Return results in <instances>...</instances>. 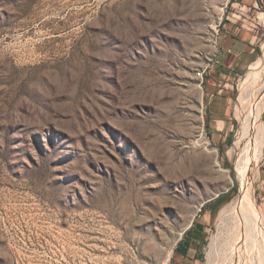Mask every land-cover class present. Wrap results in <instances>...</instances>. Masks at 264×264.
I'll return each mask as SVG.
<instances>
[{"label": "rangeland", "instance_id": "374dc122", "mask_svg": "<svg viewBox=\"0 0 264 264\" xmlns=\"http://www.w3.org/2000/svg\"><path fill=\"white\" fill-rule=\"evenodd\" d=\"M234 14L264 61V4L0 0V264H175L184 238L200 264H264V154H242L264 65L235 77L225 146L197 75Z\"/></svg>", "mask_w": 264, "mask_h": 264}, {"label": "crops", "instance_id": "0c3cea01", "mask_svg": "<svg viewBox=\"0 0 264 264\" xmlns=\"http://www.w3.org/2000/svg\"><path fill=\"white\" fill-rule=\"evenodd\" d=\"M244 7L252 11L264 4V0H241ZM240 5L234 2L233 6ZM263 15L260 20L263 22ZM234 17L227 19L220 25L217 36V52L210 71L207 72L206 100L207 116L213 139L219 141L222 146L232 140L234 120L232 117V98L235 77L248 71L258 58L261 47V35L258 25L250 23L249 26L239 23ZM228 194L222 196L225 200ZM224 200L216 198L210 202L208 215L205 222L212 217L213 213L220 209ZM203 228L198 222L191 226L193 241L200 238ZM190 230V232H191ZM189 245V246H188ZM193 249L186 239H182L175 251V264H200L197 256L192 253Z\"/></svg>", "mask_w": 264, "mask_h": 264}, {"label": "bare ground", "instance_id": "6f19581e", "mask_svg": "<svg viewBox=\"0 0 264 264\" xmlns=\"http://www.w3.org/2000/svg\"><path fill=\"white\" fill-rule=\"evenodd\" d=\"M263 65H264V61L263 60H260L259 62H257V63H255V64H253V66H252V69L255 71V70H257V69H260L261 67H263ZM263 70V69H262ZM257 73V72H256ZM247 80H249V79H247ZM254 81V80H253ZM257 93V92H256ZM255 93V94H256ZM260 94H261V92H260ZM246 98H249L248 97V95H246ZM250 99V98H249ZM249 99H248V102H249ZM248 102H247V104H248ZM255 104V103H254ZM262 104H263V106H262ZM250 107V106H249ZM258 109H257V112H256V114H254V112H253V114H254V120H253V122L252 123H257V128L255 129L254 128V130L256 131H253V132H255L256 133V138H255V142L253 143V141H252V143L251 144H253V145H251L250 144V142H251V140H250V142H248L250 145H247L246 144V138H244V140H243V146H245L244 147V149H242V154H244L245 156H248L249 158H250V160L251 159H258V158H260V157H262L263 156V154H264V121H263V119H262V115L264 114V111H263V109H264V92L262 91V94H261V97L259 98V100H258ZM251 108H252V106H251ZM255 108V107H254ZM248 115V114H247ZM250 115H251V113H250ZM249 115V116H250ZM253 116V115H252ZM251 117V116H250ZM246 118V117H245ZM251 121V120H250ZM246 126V125H245ZM250 126V125H249ZM250 128H251V126H250ZM247 131V130H246ZM251 134V133H250ZM253 134V133H252ZM243 135V134H242ZM242 137V136H241ZM244 137V136H243ZM246 137V136H245ZM252 139V138H251ZM239 143V142H238ZM239 146V145H238ZM255 149V150H252V149ZM239 157H241V156H239ZM246 158V157H245ZM240 159V158H239ZM242 161H243V158L241 159ZM262 160V159H261ZM240 161V160H239ZM259 161V160H258ZM244 162V161H243ZM243 162H241V164L243 163ZM257 162V161H256ZM255 162V163H256ZM239 163V162H238ZM254 163V164H255ZM243 165H244V163H243ZM254 166V165H253ZM251 167V166H250ZM255 167V166H254ZM245 170V169H244ZM249 170H251V169H249ZM241 172H243V171H241ZM249 172V171H248ZM247 172V173H248ZM250 175L248 174V177H249ZM241 177L243 178V180L245 181L246 180V178H247V176H246V173H245V175L244 174H241ZM249 179V178H248ZM242 184V183H241ZM244 184V183H243ZM242 184V185H243ZM251 184V183H250ZM243 190V189H242ZM245 192V191H244ZM244 195V194H243ZM247 195V194H246ZM248 205L250 206V204L252 203V201H250V200H248ZM255 206V205H254ZM249 210H251L249 213H251V215H252V213H255V214H257V215H259L260 216V211L257 209V210H255V208L254 207H252V206H250V209ZM252 217H254L253 215H252ZM261 218V217H260Z\"/></svg>", "mask_w": 264, "mask_h": 264}, {"label": "built area", "instance_id": "2783aa9c", "mask_svg": "<svg viewBox=\"0 0 264 264\" xmlns=\"http://www.w3.org/2000/svg\"><path fill=\"white\" fill-rule=\"evenodd\" d=\"M219 32H220V30H218L217 35H219ZM216 39H217V37H216ZM215 46L217 47L216 42H215ZM211 66H212V63H209L203 69H201L200 71L197 72V75H198L199 79L202 80V83H204L206 74L208 71H210Z\"/></svg>", "mask_w": 264, "mask_h": 264}, {"label": "trees", "instance_id": "16d2710c", "mask_svg": "<svg viewBox=\"0 0 264 264\" xmlns=\"http://www.w3.org/2000/svg\"><path fill=\"white\" fill-rule=\"evenodd\" d=\"M235 188H236V187H234V189H233V190H236ZM219 198H221V196H220Z\"/></svg>", "mask_w": 264, "mask_h": 264}]
</instances>
